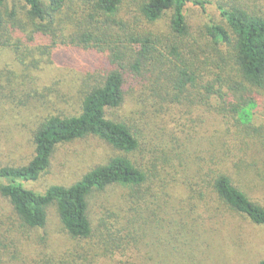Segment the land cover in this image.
Masks as SVG:
<instances>
[{"label": "trees", "instance_id": "1", "mask_svg": "<svg viewBox=\"0 0 264 264\" xmlns=\"http://www.w3.org/2000/svg\"><path fill=\"white\" fill-rule=\"evenodd\" d=\"M59 50L84 58L67 91L33 75L66 71ZM12 114L33 153L0 165V195L36 254L17 248L13 264H145L171 223L191 229L195 253L219 230L205 216L264 227L252 190L264 184V0H0V119ZM91 139L106 164L69 187H25L58 147Z\"/></svg>", "mask_w": 264, "mask_h": 264}, {"label": "rangeland", "instance_id": "2", "mask_svg": "<svg viewBox=\"0 0 264 264\" xmlns=\"http://www.w3.org/2000/svg\"><path fill=\"white\" fill-rule=\"evenodd\" d=\"M216 13L214 9H210L211 15L216 16ZM196 14L199 16V12L195 10L193 15L196 16ZM195 20H200V18L198 17ZM58 52H62L61 54L66 53L60 57L62 63L68 66L66 71H64L63 66H61L63 71H59V69L47 70L43 68L45 64H42L33 75L39 79V84L42 88L56 83L55 87L67 91L72 88L71 85L74 80L72 72L69 71L71 65L77 64V60L82 64L81 59L84 58L78 59V56H75L72 52L63 50ZM10 62L11 58L5 55L3 63L7 64ZM12 63H10L11 66ZM88 65L89 63L85 66ZM23 117L20 119L15 114H12V118L0 119V165L2 166L27 160L33 153V148L29 142L31 125L28 122L27 128L22 123V120L27 121V119ZM109 152L104 145L102 146L92 139L79 141L72 145H62L56 149L49 170L38 181L25 183V187L44 193L51 186H72L97 166L106 164ZM256 183L260 185H252L253 195L264 199L263 181H257ZM54 215L52 210L51 217L53 220L51 219L48 227V232L51 234H54L53 232L57 228V221ZM15 220L11 207L0 195V240L4 244L14 245L9 246L6 250L0 249L1 264H13L14 250L20 249V247L22 249L21 261L31 262L32 260L28 258L35 254L32 252L33 254L31 255L28 249L23 252V245L28 247L30 242L23 235L12 230L11 225ZM183 221L186 224H190L187 219H183ZM218 221H220L219 224ZM214 222L218 224H215V227L221 231L219 232L218 230L219 233L217 232L216 235L209 236V238H207L208 236L202 237L198 243L199 248L195 253L192 251L194 246L191 241L193 239L191 229L189 227H176L171 223L166 231L162 232L158 240L154 239L151 241L154 243L152 248H150L153 251L152 257L145 264H259L263 260L264 227H256L234 215H227L224 222L218 219L211 220L208 219V216H205L206 226L209 227ZM164 225H167V222ZM173 230L175 232L180 231L181 238L179 240L172 236ZM51 251L53 250L50 249L49 253ZM16 256L19 258V254Z\"/></svg>", "mask_w": 264, "mask_h": 264}]
</instances>
